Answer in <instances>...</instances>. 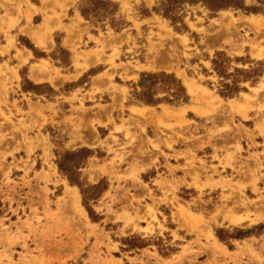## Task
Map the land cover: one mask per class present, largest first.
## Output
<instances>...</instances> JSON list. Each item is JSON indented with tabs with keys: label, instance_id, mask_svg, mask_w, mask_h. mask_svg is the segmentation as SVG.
<instances>
[{
	"label": "rangeland",
	"instance_id": "obj_1",
	"mask_svg": "<svg viewBox=\"0 0 264 264\" xmlns=\"http://www.w3.org/2000/svg\"><path fill=\"white\" fill-rule=\"evenodd\" d=\"M244 6L248 11L230 8L211 13L201 4H184L172 14H168L161 7V0H81L79 7L93 15V30L97 33V38H93L95 48L89 53L80 51L86 48L80 33L77 35V45H71L73 42L68 45L74 54L73 67L76 71L87 68L86 64L79 65L78 61L90 55L93 56V64L109 65L110 71H104L93 80L107 82L105 90L112 94L119 89L114 84V79L115 82L121 79L137 80L141 93L137 94L139 97L133 98L134 101H153L155 96L159 95L160 99L172 104H181L186 101L188 94L195 103V113L212 115L213 119L220 116L226 119L222 129H209L207 135L196 140L201 141V145H206L217 136V131L229 133L233 145L220 159L216 155L213 158L223 169L230 168L235 171L237 166V174L249 175L251 180L248 185L251 186L252 196L255 198L251 199L246 193L247 184L244 182L233 176H222L217 172V167H208L201 159L196 160L191 153L182 154L187 166L182 170L193 171L192 183L189 186L200 192L205 188L221 190L219 206L215 207L209 218L201 221L203 228L207 230V234L202 235L208 242L213 240L210 234L211 226H214L215 237L220 236L223 239L221 242L228 244L231 237L250 232H242L245 228L264 222V196L256 185L257 173L262 169L258 154L251 155L249 159L240 157V131L243 128L239 124L235 125L232 117L239 109L234 107L237 104L234 101L225 104L221 99L239 96L248 109H257L259 112L264 109V97L260 99L264 96V7L255 0H244ZM27 8V13L23 15L20 0H0V35L7 43L0 53H6L14 47L15 37L11 35V31L18 26L19 19L23 16L27 24L24 31L38 47H46L48 43H52L50 34L53 27L47 22L50 19L60 21L63 14L57 15L52 9L54 17L51 18L45 14L44 9L43 23L33 26L31 16L35 10L29 5ZM253 9H259L260 13L253 15ZM62 11H65V7ZM146 14L152 17L146 20L149 31L145 33L141 30L139 16ZM79 22L83 23L81 19ZM58 27L64 26L58 24ZM74 30L76 29L66 31L68 35H72ZM133 30L135 36L131 35ZM123 43H126L129 49L127 53L136 61L123 65L124 71L117 78L118 66L114 61L121 55ZM131 49L135 50L136 56L131 53ZM141 58L146 66L139 64ZM128 69H131V72H128ZM142 70L145 72H141L137 77L136 73ZM56 73L61 76L59 70ZM61 77L68 80L74 76ZM93 90L102 92L98 85L94 86ZM244 90L250 94L241 92ZM121 91L125 95L126 90ZM1 93L6 98L7 89L4 85L0 87V96ZM199 105L204 106V112L197 110L201 109ZM74 110L86 111L83 101L80 102V107ZM123 110L121 107L120 112ZM131 112L135 113V110L131 109ZM0 118L3 121L0 127H8L4 133L0 129V264H124L122 258L129 256L124 251L137 252L135 249L147 245L144 236L151 235L155 229L154 224L157 223L155 205L142 207V199L129 192V188L138 185L148 192L147 185H143L139 178L143 168L139 167L134 159L136 156H144L147 152L136 148L126 152V147H119L112 135L99 142L93 121L90 128L95 140L107 147L110 156L107 159L103 152L97 151L93 159L88 161L89 172L93 175L90 181L95 184L85 181L81 178L79 169H75L76 166L85 167L89 151L83 148H53L47 138H44L40 146L41 159L47 169L41 168L30 177V163L35 158V149L39 146L26 135L31 130L29 125H25L21 120L15 126L11 115H5L1 111ZM120 122L121 125L116 127L115 131H125L130 144L141 140L139 135L134 134L138 128L135 122L129 123L123 120L122 116ZM45 123L43 119L40 123L35 122L33 127H38L39 131ZM257 130L264 134V117ZM141 132L143 133L144 129L141 128ZM8 134L10 136H7ZM38 138H42L40 134L35 140ZM204 139L208 142H203ZM15 140L16 147H10L9 142ZM110 141L114 147L109 145ZM74 146L75 144H72L69 148ZM154 148L157 149L155 146ZM20 149L24 150L25 159L18 157L17 161L14 154ZM232 150L237 152L238 159L230 153ZM66 153L76 156L65 159ZM8 157L10 162H7ZM249 162H253L252 169L247 164ZM53 163L57 168L61 163L65 172L59 169L57 171ZM196 163H199L201 168H196ZM20 164L23 166V175L19 179H13L11 170H19ZM123 165L127 166L125 170L122 169ZM67 175L73 184L69 183ZM98 175L104 178L96 183ZM214 176L217 180L213 179ZM201 178L205 179V183H200ZM123 181L125 183L121 185ZM61 184L63 189L60 188ZM236 218H239L240 222ZM141 221L146 223V228H140L138 223ZM116 222L122 224L120 230L116 229ZM261 228L262 225H259L256 229L259 232ZM131 229L133 233L129 234ZM252 242L259 243L256 240ZM212 243V246L207 243V248L199 242L202 251L183 247L177 257L165 264H184L185 260L188 261L187 264H227L226 259L234 264H243L242 258L248 260V264H264L263 250L258 249L259 245L253 247L244 242L243 245L236 244L237 251L234 253H219V244L214 241ZM147 250L138 258L140 264H143L144 256L151 257ZM203 251L212 253L213 263L197 262Z\"/></svg>",
	"mask_w": 264,
	"mask_h": 264
},
{
	"label": "crops",
	"instance_id": "obj_2",
	"mask_svg": "<svg viewBox=\"0 0 264 264\" xmlns=\"http://www.w3.org/2000/svg\"><path fill=\"white\" fill-rule=\"evenodd\" d=\"M79 2L81 0H47V2L45 0H20L23 15L27 13L28 5L34 7L35 11L31 16L33 26L43 23L44 13L42 10L44 9L48 17H54V13L63 14V16L60 21L50 19L47 22L50 27H53V30L50 34L52 43H48L46 47H38L28 33L24 31L27 27L26 19L24 16L21 17L18 26L11 31V35L15 37L14 47L6 53H0V87L4 85L7 89L6 98L2 93L0 96V111L4 112L5 115L10 114L15 126L21 120L24 121L25 125H29L31 130L26 135L35 141L34 144L39 146L35 149V158L30 163L32 166L30 177H33V173L39 172L41 168L47 169L41 159L42 148L40 147L44 138H47L53 148L55 146L62 149L83 148L89 151V158L85 167L76 170L80 172L81 178H84L85 181L92 185L95 184L90 181L92 174L89 172L88 161L93 159L97 151L103 152L107 159L110 156L107 147H103L95 140V135L90 128V123L94 121L99 142H103L112 135L119 147H126V152H131L133 148L147 152L144 156H136L134 159L138 162V166L143 168V171L139 173V178L143 185H147L148 192L139 185L129 188V192L138 199H142V207L155 205L157 223L154 224V232L144 236L147 245L135 249L137 252L134 250L124 251L129 255L122 258L124 264H140L138 258L147 249L151 257L144 256L143 264H165L173 257H177L182 252L181 248L183 247L188 246L193 251H202L201 245L208 248L207 243L212 246L213 241L219 244L221 251L219 253L224 251L234 253L237 251L236 244L243 245L246 242L253 247L259 245L257 246L258 249L263 250L262 253L264 254V222L245 228L242 232L248 230L250 232L230 238L228 244L215 237L214 226H211L210 234L213 240L208 242L207 238L202 235L207 234V230L203 228L201 221L209 218L215 207L219 206L218 199L221 190L219 188L215 190L205 188L201 192L196 190L193 186H189L192 183L191 172L193 171L185 172L182 170V168L187 167L186 159L182 154L191 153L196 160L201 159L208 167H217V172L221 173L222 176H233L247 184L246 193L252 197L251 199L255 198L252 196L251 186L248 185L251 180L249 175L237 174V166L235 171L230 168L223 169L218 161L213 158L216 155L220 159L233 145L229 133L217 131L219 135L217 134L213 140H210V144L207 143L206 145H201V141L196 140V138L207 135L209 129H222L226 119L221 116L213 119L212 115L195 113L193 111L195 103L187 92V99L181 104H172L160 99L159 95L155 96L151 102H143L136 98L134 101L133 98L139 97L137 94L141 93L137 80L121 79V81L115 82L116 79H114V84L119 89L112 94L105 90L107 82H95L93 80L104 71H110L109 65L93 64L92 55L88 58H81L82 60H79L78 64H86L87 68L76 71L73 67L74 54L68 45L71 42H73L71 45H77V35L80 33V38L86 45V48L80 51L89 53L93 52L95 48L93 38H97V33L93 30V28L95 29L93 15L86 13L83 16ZM63 7H65V11H62ZM52 9L55 11L54 13ZM151 17L149 14L139 16V21L142 24L141 30L145 33L149 31L146 20L151 19ZM79 19L86 25L80 23ZM58 24L64 27H58ZM71 29L76 30L72 35H68L67 31H71ZM131 35L135 36L134 30ZM125 44L123 43L121 48V55L114 61V64L118 66L116 69L117 78L124 71L123 65L136 61L130 53H127L129 49ZM6 45V40L0 35V50ZM131 53L136 56L134 49H131ZM141 59H139V64L146 66L144 59ZM57 70L60 71L61 76L74 77L68 80L62 79L56 73ZM128 72H131V69H128ZM141 72L145 71L136 73V76L139 77ZM96 85L102 92H94L93 88ZM121 89L126 90L125 95ZM241 92L250 94L246 90ZM263 97L262 95L260 99ZM221 99L225 104L228 101L237 103L234 107L239 109V112L234 113L232 117L234 124H239L243 128L240 131L242 152L239 155L243 159H249L251 155L258 154L262 169L257 173L256 185L264 196V134H260L257 130V126L263 122L264 109L261 112L253 108L248 109L239 96ZM81 101H83V107L86 111H75V108L80 107ZM239 106L241 107L239 108ZM121 107L124 109L123 112H120ZM199 108L201 109H197L198 111L204 112V106L199 105ZM131 109L135 110V113H132ZM40 114L41 116H39ZM120 116L123 120H127L129 123L135 122V125L138 126L134 134L141 137L139 142L130 144L125 131H115V128L121 125ZM43 119L46 123L41 125L38 131V127L34 128L33 124L35 122L40 123ZM2 123L0 118V124ZM141 128L144 129L143 133ZM0 129L4 133L7 132L8 127H0ZM10 133L12 136L14 135L12 132ZM39 134L42 138L35 140ZM17 139H19L18 134ZM202 141L208 142L207 139ZM15 143L16 140L10 141V147H16ZM72 144L75 146L69 148ZM109 145L114 147L112 141ZM230 153L238 159L239 155L236 151L232 150ZM14 155L17 161L18 157L25 159L23 149ZM10 161V157H8L7 162ZM247 164L250 168L253 166V162ZM53 165L55 166L54 163ZM22 167L20 164L19 170H11L13 179H19L23 175ZM195 167L201 168V165L196 163ZM126 168L127 166H122L123 170ZM56 170L58 171L57 167ZM103 178L104 176L98 175L96 183ZM0 179H2L1 173ZM213 179L217 180V177L214 176ZM61 181L63 180L61 179ZM124 183V181L121 182V185ZM200 183H205V179L201 178ZM128 184L130 183L128 182ZM68 185L70 184L68 183ZM60 188L63 189L62 184ZM133 206L136 207L135 204ZM90 223L93 224L91 221ZM145 224L144 221L138 223L140 228H146ZM114 225H116L117 230L122 228L120 222H116ZM259 225H262V228L258 232L256 228ZM132 233L131 229L129 234ZM252 240L259 241V243L255 244ZM199 242L201 245H198ZM207 261L213 263V255L203 251L197 258V262L205 263ZM225 261L227 264H234L228 259ZM187 262V260L183 261L184 264ZM241 263L248 264L249 261L242 258Z\"/></svg>",
	"mask_w": 264,
	"mask_h": 264
},
{
	"label": "trees",
	"instance_id": "obj_3",
	"mask_svg": "<svg viewBox=\"0 0 264 264\" xmlns=\"http://www.w3.org/2000/svg\"><path fill=\"white\" fill-rule=\"evenodd\" d=\"M255 1H257V3L261 4L264 7V0H255ZM184 4H191V5L201 4L204 7H206L211 13H216L218 11H223V10H227L230 8L248 11L244 6V0H161V7L165 10V13H168V14H172L174 11H176V9H179ZM81 13L83 16H85L87 12L81 9ZM251 13L253 15H257L258 13H260V10L253 9ZM165 16L167 17V15ZM174 21H177V20H174ZM225 97H229V96H225ZM229 98H231V96ZM146 102H151V101L147 100ZM74 156H76V154L66 153L64 155V158L65 159L73 158ZM58 169L61 172H65L63 165L61 163L58 164ZM75 169H78V167L76 166ZM67 179L70 184L74 183L72 179L68 177V175H67ZM217 237L220 241H223V239L220 236H217Z\"/></svg>",
	"mask_w": 264,
	"mask_h": 264
},
{
	"label": "bare ground",
	"instance_id": "obj_4",
	"mask_svg": "<svg viewBox=\"0 0 264 264\" xmlns=\"http://www.w3.org/2000/svg\"><path fill=\"white\" fill-rule=\"evenodd\" d=\"M36 38H37V37H36ZM38 39H39V38H38ZM187 86H188V85H187ZM190 87H191V86H189V88H190ZM190 90H191V88H190ZM239 205H240V204H239ZM239 205H238V206H239ZM242 205H243V204H242ZM245 205H246V202H245ZM245 205H244V206H245ZM238 206H237V207H238ZM237 207H236V208H237ZM241 208H242V207H241ZM243 208H244V207H243ZM243 208H242V209H243ZM238 209H240V208H238ZM232 211L234 212V210H232ZM234 213H236V212H234ZM232 218H234V217H232ZM228 219H229V218H228ZM236 219H237L238 222H240V221H239V218H236ZM236 219H235V220H236ZM235 220H234V221H235ZM237 221H236V223H238ZM241 221H243V220H241ZM233 223H235V222H233ZM242 223H243V222H242ZM242 223H241V224H242ZM241 224H240V225H241ZM234 225H235V224H234ZM236 225H237V224H236ZM238 225H239V223H238ZM238 225H237V226H238ZM245 243H246V242H245ZM245 243H244V244H245ZM216 244H217V243H216ZM245 246H247V245H245ZM245 246H244V247H245ZM245 248H247V247H245ZM240 249H241V248H240ZM242 249H244V248H242ZM219 251H220V250H219ZM220 252H221V251H220ZM224 253H225V251H224ZM253 263H254V262H253Z\"/></svg>",
	"mask_w": 264,
	"mask_h": 264
}]
</instances>
